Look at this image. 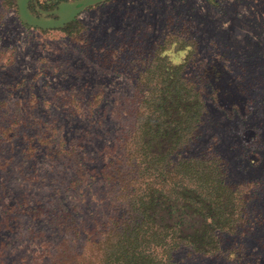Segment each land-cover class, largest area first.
I'll use <instances>...</instances> for the list:
<instances>
[{"label":"rangeland","instance_id":"1","mask_svg":"<svg viewBox=\"0 0 264 264\" xmlns=\"http://www.w3.org/2000/svg\"><path fill=\"white\" fill-rule=\"evenodd\" d=\"M25 1L0 0V264H34L46 252L37 242L51 246L45 209L104 205L96 171L80 194L66 191L58 153L88 128L72 116L98 94L86 138L97 167L149 63L205 80L206 114L186 154L221 159L243 219L218 256L181 250L175 264H264V0H27L22 11ZM56 3L62 27L23 23L29 7Z\"/></svg>","mask_w":264,"mask_h":264},{"label":"trees","instance_id":"2","mask_svg":"<svg viewBox=\"0 0 264 264\" xmlns=\"http://www.w3.org/2000/svg\"><path fill=\"white\" fill-rule=\"evenodd\" d=\"M26 2L22 11L28 10ZM61 6L49 10L36 4L29 7L31 21L24 16L22 21L58 29L68 22L59 18ZM51 14L59 15L43 18ZM181 70L148 64L145 77L135 84L138 95L123 112V127L115 129L111 148L102 147L97 167L87 156L86 138L101 97H90L86 110L73 114L72 120L84 121L88 128L57 152L66 161V191L80 194L87 174L96 171L104 205L93 210L53 206L39 212L37 217L48 218L51 246L45 248L43 239L37 242L46 252L34 264H175L174 254L181 250L218 256L223 236L240 230L238 188L226 182L221 159L209 148L186 154L198 141L206 114L205 80H187Z\"/></svg>","mask_w":264,"mask_h":264}]
</instances>
